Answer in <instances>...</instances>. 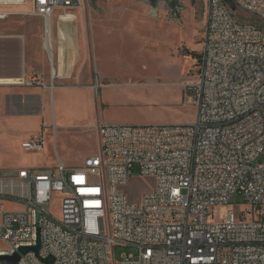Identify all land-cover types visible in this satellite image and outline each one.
<instances>
[{
  "label": "built area",
  "instance_id": "obj_1",
  "mask_svg": "<svg viewBox=\"0 0 264 264\" xmlns=\"http://www.w3.org/2000/svg\"><path fill=\"white\" fill-rule=\"evenodd\" d=\"M26 6L43 20L52 59L55 15L82 0H0V20ZM238 10L264 23V0H208L194 123L102 125L99 154L80 168L0 172V256L37 246L40 232V257L19 264H264V30ZM45 144L42 130L22 147ZM137 168L154 186L132 200ZM236 194L245 211L231 205ZM119 246L139 251L117 261Z\"/></svg>",
  "mask_w": 264,
  "mask_h": 264
},
{
  "label": "rangeland",
  "instance_id": "obj_2",
  "mask_svg": "<svg viewBox=\"0 0 264 264\" xmlns=\"http://www.w3.org/2000/svg\"><path fill=\"white\" fill-rule=\"evenodd\" d=\"M153 1L82 0L81 7L60 16L61 21L78 19L76 24L84 27L89 47L87 61L76 65L75 75L67 85H79L82 70L90 71L94 65L93 46L99 78L97 93L108 95L107 107L97 101L89 104L86 92L53 93L56 78L42 46L43 20L32 15L31 6L9 9L8 17L0 20V72L3 69L9 74H21L22 43L27 41L36 57V69L40 66L39 56L46 57L49 77L44 80L34 73L23 85H14L9 92L0 93V172L56 168L59 162L66 168H80L87 157L99 154L97 127L102 125L170 126L196 121L198 108L194 100L198 93L208 0H174V6L169 0ZM238 12L242 21L257 22L264 30V23L242 10ZM60 13L56 14L57 30L64 24L59 20ZM61 36H65L63 32ZM44 99L48 100L46 115L41 111ZM82 102L84 114L67 119ZM104 109L115 122L107 123L102 118ZM40 111V115L27 120L17 118ZM129 114H140L141 124L127 122ZM54 115L58 116V125ZM63 124L72 128H63ZM53 126L58 129L56 138L52 134ZM42 130H46L45 148L39 152L25 151L23 141L30 133ZM260 161L264 162V156ZM153 186L154 180L141 178L137 168L127 191L132 200H137ZM61 198L54 197L56 204ZM231 205L237 211L248 209L239 194L233 196ZM5 207L9 212L22 210L12 203H6ZM0 249L6 246L0 243ZM138 251L135 247L119 246L114 248V257L121 261L124 255H137Z\"/></svg>",
  "mask_w": 264,
  "mask_h": 264
},
{
  "label": "crops",
  "instance_id": "obj_3",
  "mask_svg": "<svg viewBox=\"0 0 264 264\" xmlns=\"http://www.w3.org/2000/svg\"><path fill=\"white\" fill-rule=\"evenodd\" d=\"M10 8L13 7H9V8H5V11H9ZM60 13V12H59ZM76 14V13H75ZM61 13L58 15L59 20ZM78 20V19H77ZM76 20V21H77ZM61 21V20H60ZM76 21L73 19H69L66 21H61L62 23H64L63 25H60L59 30L56 29V15L54 17V37H53V42H54V55L53 58L51 59L47 54V59L49 60V63L52 65V71H54V73L52 72L53 77L56 78V80L54 81V88H53V93L56 92H68V93H84L86 92L89 96L88 99V103L92 104L95 101L97 102H101V104L105 107H107V105H109L110 100L108 99V95H104V93H99L100 95H98L97 93V85L96 82L98 83V72L97 67H95V48H93L92 46V55L94 58V65H92L90 71L89 70H85V68L82 70V72L79 75V79H80V84L76 85V86H70L67 85L68 80H70L71 78L74 77L75 75V67L76 65L80 64L83 60L87 61L88 58V54H89V47L88 44L86 43V39H85V29L84 27H80L78 24H76ZM56 29V30H55ZM55 31L57 33V42L59 39V44H57V42L55 41ZM61 32L64 33L65 36H61ZM43 42H44V38H43ZM23 45V63H21V74L20 75H14V74H9V72L7 70H1L0 72V81H16V80H20L22 81V84H0V93H6L9 92L11 89H13V87H15L16 85H23V81L33 75L35 73V75H39L40 77H42L44 80H47L49 77V69H48V64L46 62V57H44V54L39 56L38 58V62H39V68L36 69L35 68V54L32 53L31 51V44L27 41H23L22 43ZM6 45V43H5ZM42 46L44 48V45L42 43ZM3 49V46L1 47ZM45 50V49H44ZM3 51V50H2ZM46 53V52H45ZM3 56V54H2ZM84 67H86V65L84 64ZM15 85V86H14ZM192 85V84H190ZM45 98V96H44ZM48 101V100H47ZM47 101L44 99L42 102V107H41V111L43 115H46V113L48 112V105H47ZM84 102H82L80 104V108L78 110H74L76 111V113L74 112V114H69L68 116L66 114H63L65 116H67V119H69L70 117L75 119L77 117H79L80 114H82L83 110H84ZM41 111L37 114H33V115H25V116H20L17 118H20L22 120H27L28 118H33L36 115H40ZM79 112V113H78ZM84 114V113H83ZM102 114H103V119H105V121L107 123H112L115 121H111L110 118L108 117V113L107 110L104 109L102 110ZM130 119L127 120V122H130L132 124H141L140 119L142 117H138L141 116L140 114H129ZM61 119H63V116H61ZM126 119V118H124ZM54 120L56 121L57 125H58V116L54 115ZM118 123H121V121H117ZM110 125V124H108ZM122 125V124H119ZM63 128H67V129H71L72 127H70V125L68 124H63L62 126ZM34 133H30V136L28 137V139L31 137V135ZM98 134V133H97ZM99 137V135H98ZM28 139H26L25 141H27ZM23 141V143L25 142ZM22 143V144H23ZM96 156V155H95ZM93 157V156H91ZM91 157H87V159L91 158ZM86 162V161H85ZM59 197H62V195L58 194Z\"/></svg>",
  "mask_w": 264,
  "mask_h": 264
},
{
  "label": "water",
  "instance_id": "obj_4",
  "mask_svg": "<svg viewBox=\"0 0 264 264\" xmlns=\"http://www.w3.org/2000/svg\"><path fill=\"white\" fill-rule=\"evenodd\" d=\"M230 3V2H229ZM233 10L235 11V6L232 5ZM42 250V242H41V236L40 232L38 234V245L35 247H23L20 249L19 253H15L12 256H0V262L1 264H19L22 255H27L30 252H34L37 257H40V252ZM42 261L46 264H54L55 259L51 256L46 259H42Z\"/></svg>",
  "mask_w": 264,
  "mask_h": 264
},
{
  "label": "bare ground",
  "instance_id": "obj_5",
  "mask_svg": "<svg viewBox=\"0 0 264 264\" xmlns=\"http://www.w3.org/2000/svg\"><path fill=\"white\" fill-rule=\"evenodd\" d=\"M47 46L49 47V53L50 55H54V42H53V37H49L48 40H47ZM54 73V71H52ZM55 74V73H54ZM27 80L25 79L23 81V83H26ZM4 83H7V84H22V81L20 80H16V81H0V84H4Z\"/></svg>",
  "mask_w": 264,
  "mask_h": 264
},
{
  "label": "trees",
  "instance_id": "obj_6",
  "mask_svg": "<svg viewBox=\"0 0 264 264\" xmlns=\"http://www.w3.org/2000/svg\"><path fill=\"white\" fill-rule=\"evenodd\" d=\"M153 2H155V0ZM169 2H170L171 5H173V6L175 5L174 0H169ZM200 58H201V56H200Z\"/></svg>",
  "mask_w": 264,
  "mask_h": 264
}]
</instances>
